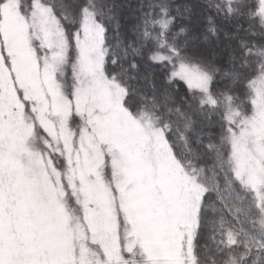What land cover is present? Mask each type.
I'll use <instances>...</instances> for the list:
<instances>
[{"label": "snow or ice", "instance_id": "6c2138e0", "mask_svg": "<svg viewBox=\"0 0 264 264\" xmlns=\"http://www.w3.org/2000/svg\"><path fill=\"white\" fill-rule=\"evenodd\" d=\"M123 7L0 0V264H264V0Z\"/></svg>", "mask_w": 264, "mask_h": 264}, {"label": "trees", "instance_id": "16d2710c", "mask_svg": "<svg viewBox=\"0 0 264 264\" xmlns=\"http://www.w3.org/2000/svg\"><path fill=\"white\" fill-rule=\"evenodd\" d=\"M118 4H123L125 7L121 9V13L124 16L125 20L135 11V4L137 0H116ZM129 5H131L129 7Z\"/></svg>", "mask_w": 264, "mask_h": 264}]
</instances>
